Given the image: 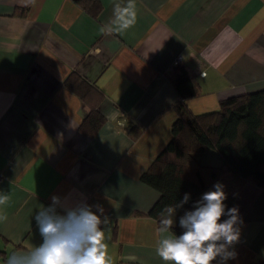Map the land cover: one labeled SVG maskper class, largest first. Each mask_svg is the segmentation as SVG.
Returning <instances> with one entry per match:
<instances>
[{
  "label": "crops",
  "instance_id": "1",
  "mask_svg": "<svg viewBox=\"0 0 264 264\" xmlns=\"http://www.w3.org/2000/svg\"><path fill=\"white\" fill-rule=\"evenodd\" d=\"M98 1L93 19L76 0H0V191L10 196L0 206V264L41 243L34 216L53 195L103 207L111 264H165L156 254L161 217L144 215L159 193L140 175L172 137V71L193 80L186 104L196 115L264 89V0ZM26 6L25 16L13 14ZM72 73L102 98L87 104L64 88ZM95 104L104 122L89 136L81 126ZM192 157L221 165L212 150ZM236 197L230 208L243 223L227 264H258L264 192L245 183Z\"/></svg>",
  "mask_w": 264,
  "mask_h": 264
},
{
  "label": "trees",
  "instance_id": "2",
  "mask_svg": "<svg viewBox=\"0 0 264 264\" xmlns=\"http://www.w3.org/2000/svg\"><path fill=\"white\" fill-rule=\"evenodd\" d=\"M76 3L93 19H97L102 10L98 0H76ZM27 10V6L16 8L13 14L23 17ZM169 82L178 96L173 105L172 137L163 152L140 175L142 183L159 193L150 211L144 215L158 219L166 205H175L189 193V202L177 212L183 214L217 182L224 186L225 203L229 208L243 183H251L264 192V89L224 99L216 111L196 115L186 104L189 98L196 96V90L184 68L176 66ZM63 87L87 104L88 98L92 100V94L102 98L96 89L87 88L74 73L64 81ZM97 105L91 106L81 126L89 136L94 135L104 122ZM139 130L138 126H132L130 135L137 136ZM206 150L216 153L221 160L220 166H202L194 161L193 154ZM116 226L112 231L113 239H116ZM173 231L179 235L182 229L173 228ZM18 248L21 247L15 246L13 250ZM1 255L4 253L0 252ZM258 264H264V259Z\"/></svg>",
  "mask_w": 264,
  "mask_h": 264
},
{
  "label": "clouds",
  "instance_id": "3",
  "mask_svg": "<svg viewBox=\"0 0 264 264\" xmlns=\"http://www.w3.org/2000/svg\"><path fill=\"white\" fill-rule=\"evenodd\" d=\"M9 200L10 196L0 191V206ZM189 200L190 194L185 193L178 203L162 209L156 229L161 234L156 254L165 264H227L235 259L234 246L240 240L239 225L243 221L238 207L226 205L224 186L215 183L179 216L182 232L177 235L173 231L177 212ZM6 219V215H0V221ZM34 221L41 243L29 251L12 253L5 264H111L105 242V226L110 221L102 206L86 201L69 205L53 195L51 203L42 205L35 214ZM170 232L173 234L168 235Z\"/></svg>",
  "mask_w": 264,
  "mask_h": 264
},
{
  "label": "rangeland",
  "instance_id": "4",
  "mask_svg": "<svg viewBox=\"0 0 264 264\" xmlns=\"http://www.w3.org/2000/svg\"><path fill=\"white\" fill-rule=\"evenodd\" d=\"M208 166H210V165H208ZM248 183V182H247ZM250 186H252V184L251 183H248ZM244 185H245V183H243L242 185H240V188L237 190V191H239V192H241V190H242V188L244 187ZM231 186V185H230ZM237 185H233V186H231V187H236ZM254 186V185H253ZM238 192V193H239ZM238 193H237V195H238ZM236 195V196H237ZM247 195V197H246V199H244L243 201H241V202H237V204L238 205H240L241 204V208H246L247 207V204L249 203V202H251V199L253 198V193L251 192L250 193V195L249 194H246ZM237 198V197H236ZM235 198V199H236ZM234 202V201H233Z\"/></svg>",
  "mask_w": 264,
  "mask_h": 264
}]
</instances>
